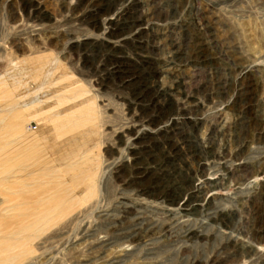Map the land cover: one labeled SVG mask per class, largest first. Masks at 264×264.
<instances>
[{
  "label": "rangeland",
  "instance_id": "1",
  "mask_svg": "<svg viewBox=\"0 0 264 264\" xmlns=\"http://www.w3.org/2000/svg\"><path fill=\"white\" fill-rule=\"evenodd\" d=\"M126 1L0 0V264H255L236 245L247 238L264 255V0H136L143 14L178 13L135 24ZM193 17L199 26L179 30ZM155 32V50L175 39L207 43L208 32L212 68L222 70L211 82L228 86L220 99L212 90L209 103L197 99L194 113L167 112L183 134L189 128L197 144L209 140L220 153L208 173L194 151L176 168L203 188L210 211L227 210L214 219L207 211L184 222L188 194L176 187L186 179L173 176L167 199H154L143 191L166 190L149 172L128 175V190L115 175L132 166L143 137L153 144L156 136L103 77L159 55ZM184 70L191 92L210 73ZM159 83L169 86L165 77ZM160 156L155 166L167 164ZM199 229L204 236L191 240L187 232Z\"/></svg>",
  "mask_w": 264,
  "mask_h": 264
},
{
  "label": "bare ground",
  "instance_id": "2",
  "mask_svg": "<svg viewBox=\"0 0 264 264\" xmlns=\"http://www.w3.org/2000/svg\"><path fill=\"white\" fill-rule=\"evenodd\" d=\"M104 1L106 0H97V2L99 3H102ZM126 2L128 5H125L124 7L126 8L125 10L130 9V10H133L135 13V17H132V16L129 17V18L135 19L134 24L146 22L147 20H149L147 16L158 18L160 21H165L166 19L175 20L177 18V13H178L177 8L173 7L174 5H171V4L170 6L173 7V8L171 7L173 9L172 11L161 12V9H158V12L156 13L151 12L150 14H143L141 10L142 6H134V4L137 2L136 0H127ZM141 5H145V4H141ZM41 13H42L41 8L38 7L36 9L34 17L41 20L43 16ZM187 20L188 21L186 20L181 21V24L179 26V30H181L184 33L189 30L190 24H191V27L196 26V25L199 26L198 23L201 22L197 18H194V19L190 18ZM131 28H133V26ZM188 34L190 33H186V35ZM204 34H205L207 43L204 40L200 39V37L199 38L190 37L189 43L187 44L179 43L175 39V40L170 41L168 44L164 45L163 49L155 50L160 46L159 43L156 42V38H161V34L159 32L152 33L151 38L153 41V45L155 46L153 50H155V52H159V55L152 54V58L150 59L142 58V60H139L135 64H124L126 67L125 69H116L111 73L110 76L109 74H105V76L103 77L104 80L109 81V85L116 84L117 86L120 87L122 92H124L127 95L128 101L133 104V108L138 114L137 118L140 122V125H143V124L146 125L147 126L146 129H149L156 136L155 142L153 144L151 143L150 139H146L143 137L142 141L139 142L137 146L133 148V151L135 154H134V160H133L132 166L129 165L127 161L126 164L123 165L124 170H122V172L121 170H119L115 175H117L119 180L122 182L124 189L128 190V184L126 181V178L128 175L139 174V172L141 171L149 172L146 175V177L151 180L158 179L161 185L160 190H166L163 192H160V191L158 192L157 190L143 191L145 194L153 197L154 199H157L161 196L163 197L162 199L164 198L167 199L166 197L169 195L168 192H172L173 190L172 188L173 176L175 175L179 176V178L181 179V184H182V181L186 179L187 181H186L185 186L179 185L178 187H176V189L181 190L182 193L188 194V201L186 202V205H185V207L188 208V210L186 211V214L188 216L185 217L184 222H187L188 218L193 216L194 214H196V216L197 215L207 216V213H209L207 211H210V210H209V205L206 206L203 200V198L206 197V193L205 194L201 193L200 195L201 190L203 192V188L193 185L194 181L192 180V183H191V179L189 178L187 171L181 172L176 169L177 166L182 161L186 160L189 154L192 151H194L197 155L191 156V157H197L201 161H203V173H206V172L208 173V166H206V162L209 159H215L217 156L220 155V153L217 154L216 152L213 151L214 149L209 140H206V142H203L202 145L197 144V138L192 136V132H190L189 128H186L187 134H183V128H177L175 123L171 124L172 120L173 119L175 120L176 117L172 115H167V112L171 109L184 110L186 107L189 113H194L196 112L195 109L198 106V104H195V101L200 98V99L205 100L207 103H209L210 101L209 95L211 94V90L214 92L213 96H217L219 99L226 96L228 93V86L226 87L224 80L216 84L211 82L212 78L220 74L222 70L221 71L217 69H216L217 71L213 70L212 58L210 57L209 53L210 52L212 53V51L214 50V46L212 43L209 42V33L205 32ZM190 49L193 52L192 54L190 53ZM162 51L163 52L167 51L166 59H162L160 57V52ZM206 51L208 53H206ZM217 57H218V60L222 61V56L220 55L219 52H217ZM186 67L190 68L192 73L196 72L199 69L202 71L205 70L206 72L207 71L210 72V73L207 72V74L204 76L205 81L202 84V86L199 89H196L194 92H191L186 87V84L188 83H186L185 76L183 73ZM239 71H241V69ZM104 73H106V71H104ZM241 73L243 72L241 71ZM161 77L162 78L165 77V79L168 80L169 86L167 85L166 87H164L162 84L159 83V79ZM234 85H235V82H233V86ZM181 97L183 98V102L181 104H174V105L169 104L168 98H171L172 100H174L176 98H181ZM235 102H236V107L238 109L237 101ZM172 113L175 114L174 112ZM237 113L235 116L236 119L238 117ZM233 126L234 127L237 126V121L233 122ZM138 127L141 128L142 126H138ZM216 133L217 132H214L213 134L216 136ZM143 144H148L149 147L145 148L144 146H142ZM155 153H161V155L163 153V157L161 156L160 157L163 158L162 160L167 161V164H164V165L161 164L160 166H157V165L155 166V164H153L152 162V157L153 155L155 156ZM156 157H157V160L156 159L155 160L158 161V156ZM136 165L138 168H135ZM126 167L129 168L130 170L128 171ZM167 187L171 188L170 191L167 190ZM135 190L138 191L139 189L135 188ZM165 192H167V194H165ZM178 200H174V201L171 200V202L176 203L178 202ZM205 202H206V198H205ZM231 204L235 205L233 201H231ZM169 205L171 204L169 203ZM226 211H227L226 209L219 210L218 208L217 209L215 208V211H210L212 212L211 213V215L213 216L212 219L217 217L216 215L217 213L226 212ZM229 212L231 213L233 212L232 214L234 215L236 213L232 209L228 211L227 214H229ZM205 221H203L204 224H206ZM239 221H237L236 223H238ZM208 226L206 225L205 227L204 226L203 227L208 228ZM218 228L220 229V227ZM236 230L237 229H235V226H233V229L232 231L230 230L231 231L230 233ZM237 231L239 232V230ZM190 232H191V235H189V237H191V240L194 239L193 237L200 238L201 235L204 236L205 234V231L200 230V229L198 231H193V230L188 231L187 233H190ZM231 239L232 238H230L229 240ZM245 240H247L245 244L239 243L240 244L239 245L237 243L236 245L237 252H239L240 254L242 253L245 254L246 257L255 261L256 262L255 264H258V263L264 264V259H261V256H260L263 254L255 250L254 246L250 243L249 239L245 238ZM234 241L236 240L234 239Z\"/></svg>",
  "mask_w": 264,
  "mask_h": 264
},
{
  "label": "crops",
  "instance_id": "3",
  "mask_svg": "<svg viewBox=\"0 0 264 264\" xmlns=\"http://www.w3.org/2000/svg\"><path fill=\"white\" fill-rule=\"evenodd\" d=\"M240 190V189H239ZM240 192V191H239ZM231 204V203H230ZM57 205V204H56ZM232 207H235V205L231 204ZM220 209H225V208H220ZM241 221V220H240ZM240 221L238 223H240ZM237 234H239V232L236 230ZM243 234V233H242Z\"/></svg>",
  "mask_w": 264,
  "mask_h": 264
}]
</instances>
